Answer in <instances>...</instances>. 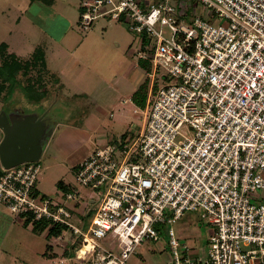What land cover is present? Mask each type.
<instances>
[{"label":"built area","instance_id":"1","mask_svg":"<svg viewBox=\"0 0 264 264\" xmlns=\"http://www.w3.org/2000/svg\"><path fill=\"white\" fill-rule=\"evenodd\" d=\"M196 2L203 16L172 0L80 2V32L102 17L124 21L155 41L151 57L140 44L136 58L149 61L153 84L159 70L165 79L149 94L135 137L96 148L79 164L77 183L100 198L85 232L70 222L75 188L63 199L41 195L37 161L0 171V208L31 226L45 223L46 235L62 228L55 241L66 231L78 236V262L129 264L143 243L161 241L164 226L169 264H264V201L257 198L264 191V0ZM185 212L212 227L195 257L169 228Z\"/></svg>","mask_w":264,"mask_h":264},{"label":"rangeland","instance_id":"2","mask_svg":"<svg viewBox=\"0 0 264 264\" xmlns=\"http://www.w3.org/2000/svg\"><path fill=\"white\" fill-rule=\"evenodd\" d=\"M20 1L25 2V0H0V45L7 44L9 49L18 55V57L23 56L24 58L27 55L26 51L30 53L35 47L34 42L38 44L42 42L41 46L43 47V51L45 52L46 49H48L46 55L50 60L56 59L53 69L55 71L58 69L65 71L68 75L67 78H70L69 80L73 84L77 82L78 88H82V83L87 86L88 82L90 84L94 82V79L86 73L87 71L83 64L87 67H92L90 69H94V72L102 74L104 78H107L108 84L113 83L116 77H121L126 74L127 71L121 68L124 62L128 63V65H130V70H132L129 74L130 77H128L130 78L129 87L118 85V94H114L110 101L100 99L101 96L95 93H93L94 96L88 93L85 95L86 90L83 91V89L78 92L71 87V90L68 88L70 93L64 92V89V95L62 96H65L68 100L57 101V107L55 106L53 110L50 111L51 114L56 113L57 115L54 118V120L57 121V127L53 129V135L50 138L47 137L48 134L45 133L40 141L42 154L37 162L40 166L37 185L44 194L54 199H63L64 193L69 192L71 188H75L78 191L77 208L73 210V205L69 206L72 213L70 222L77 226L82 232H85L90 225L100 198H97L95 193L93 194L94 190L90 187H82L77 183L75 172L83 159L96 148H104L116 144L120 136L125 142L129 139L128 137H135V134L142 127L141 116L134 115L130 107L117 108L115 104L113 106V102H108L119 101V99L125 97L127 93L133 92V89L136 88L140 82L146 80H143L141 76L139 78L138 70H133V63L131 60H135L133 56L130 57L128 53L133 50H140V44H143V52L147 57H151L155 41L149 40L142 34L136 35L131 33L125 22L114 23L107 17H102L99 18L101 20L98 22L100 24L106 23V27L100 24L97 27L98 22L96 21L99 20L97 19L88 29L89 32H94V43L93 41H88L78 46L79 40L75 35L81 38L89 34V32H80L78 25L70 29L71 33L67 36L71 41V44H67L69 47L67 51H69L70 54H64L62 44L50 41L49 34L59 39L62 36L60 34L63 31V27H61L62 25L58 26L55 31L47 27L49 20L45 19V17H47L46 14H49L48 10H42V7L38 8V6L34 4L30 8L31 10L28 11L29 19H21L20 24L17 26L14 24L13 18L15 14L10 10L13 8V3H19ZM29 1L30 0H27V3H29ZM136 1L142 7H148L159 0ZM172 1L174 4H178V6L180 2H183L184 5H186L185 11L189 16L197 13L200 16L205 14L204 8H201L196 0ZM73 15L75 17V14ZM55 23L59 24V20L54 19L52 24L54 25ZM213 23L214 25H219L223 22H219L215 19ZM100 26L105 30L101 31ZM101 32H103V34ZM25 35L26 38L24 39L23 36ZM56 36L60 37L57 38ZM95 36H103L105 43ZM165 36H169L167 29H165ZM123 41L125 44H121V47L115 45V42L122 43ZM146 46L149 47V51H145ZM120 70L122 72H120ZM111 73L113 75H111ZM37 75V73L33 72L29 76L36 78ZM41 75L42 78L46 77L45 79L56 78L48 74V72ZM83 75L85 76V80L80 82ZM162 77L163 73L159 70L155 82L156 89L163 86V81H165V79ZM20 79H22L21 76L19 80ZM126 79H124V81ZM136 80H138V82H136L137 86L134 84ZM22 82L23 84H27L24 80H22ZM47 85L48 91L52 96V94H54L55 85L53 81L51 85ZM102 85L103 84L99 83L95 86L99 88ZM26 88L28 89L27 86L23 85L13 86L11 87V89L14 90L12 93H3L0 97V112L4 110L2 112L5 116L12 115L13 112L11 110L17 107L19 101L22 99V94H25ZM88 88V86L85 87V89ZM90 97L94 99L99 107L96 106L95 103L94 105L90 103ZM76 105H79L82 109L77 108ZM80 111L85 113L82 115L77 114ZM109 111L112 112L111 116L108 113ZM37 114H39V112H37ZM77 116L81 117L77 118ZM47 124H49V122H46V125ZM183 132L188 136L192 135V132L189 131L187 127L183 129ZM89 197H92L94 203H87ZM257 198L264 201V191H260ZM2 211L9 215L8 211L5 209H2ZM13 221L5 239L2 241L0 264H51L49 251L55 245L59 248V252H61L63 246H65L70 252H66V254L71 257L75 256L79 237L77 236L73 239L70 231H66L63 234V241L55 242L52 237H47L45 232L36 233L31 230V225L25 227L24 223L15 218V216H13ZM169 228H172L179 241L187 243L191 249V257L198 255L199 247L205 245L207 237L212 231V227L208 226L200 218L198 212H185L180 219L171 223ZM160 229H162L161 241L157 243L151 241L143 243V245L138 247L135 253L131 255L128 260L129 264H169L170 252L167 246L169 239L167 227L160 226ZM72 239L74 243L70 246L69 240ZM108 242V240L104 239L100 241V244L106 246ZM80 263L85 264L73 258L70 261L67 260L63 264Z\"/></svg>","mask_w":264,"mask_h":264},{"label":"crops","instance_id":"3","mask_svg":"<svg viewBox=\"0 0 264 264\" xmlns=\"http://www.w3.org/2000/svg\"><path fill=\"white\" fill-rule=\"evenodd\" d=\"M80 1L81 0H30L29 3H27V0H25V2L23 1H20L19 3H13V8L10 10L11 12H14L15 16L13 18V21H14V24L17 26L20 24V21L21 19H29V16H28V11H30L31 9V6L32 5H36L38 6V8L42 7V10H48V13L49 14H46L47 17H45V19L49 20V23L47 24V27L50 28L51 30H56L58 26H61L63 27V31L61 32L60 35H62L61 37L60 36H56L57 38L59 39H56L55 37H53L52 35L49 34L50 36V41L51 42H56V43H60L62 44V48L64 49L63 53L67 54L70 52L67 51L69 50L67 44L70 43L71 44V41L70 39H68L67 36H69L68 34L71 33V30L72 28H75V26H77V23H78V19H79V11H80ZM40 14V13H38ZM75 14V17L74 15ZM20 15V16H19ZM55 17V18H54ZM54 19H58L59 20V24L58 23H55L54 25L52 24V21ZM101 19L97 20L96 22L100 21ZM124 22V21H122ZM120 22V23H122ZM99 22L97 24V27L99 26ZM108 24V23H107ZM104 27H106V23L104 24H100ZM21 26H24V25H21ZM102 26H100V30L103 31L105 29H102ZM59 29V28H58ZM107 29V28H106ZM89 32V31H88ZM103 34V32H101ZM105 33V32H104ZM77 38H78V46H81L82 44H85L86 42H92L94 43V32H89V34H87L86 36H83V37H79L77 35H75ZM95 37H98L101 41H103V43H105L104 41V38L103 36H95ZM23 38L25 39L26 38V35L23 36ZM50 42V43H51ZM34 48L29 52L26 51V56L23 58V56L21 57H18V55H16L14 52H12L10 49H9V46L7 44H5L7 46V52L8 54H13L15 55L18 59L20 60H28L32 55L33 53H35L36 49L38 48H41L42 49V52H43V55H44V61H45V69H46V72H48V74L56 77L55 79H45L46 77H44V83H43V87H42V92H43V97L39 100H35L34 98L33 99H30L28 97V95L26 94H22L21 96V101H19V104L17 105L16 108L12 109L11 111L13 112L12 115L10 116H7L8 118H12L14 121L18 120V121H23L25 122V125L29 126L30 124L33 125L34 122H37L38 119H41V121H43V130L40 132V137L38 138V143H40V141L42 140L41 138L44 137V134H48L47 137H51L53 135V129H56V120H54V118L57 116L56 113H53L51 114L50 111L53 110V108L57 105H56V102L57 101H60V100H68V98H66L65 96H62L64 95L63 93V90L64 92H68L70 93V88H74L76 89L78 92L79 91H85V95L88 93V94H98L100 97V99H104L105 101H110L112 99V96L114 94H118V85L121 86H126L127 88L129 87L130 85V77L129 74L132 70H130V65H128V63H123L122 65V69H125L127 72L125 75H122L121 77H116L115 78V81L111 84H108V80H106L107 78H104V76L98 72H94V69H90L92 67H87L86 65L83 64L84 68L86 69V73L94 79V82H92V84H90L88 82V89H85V87H87L86 85H84V83H82V88H78L77 86V82H75L74 84L69 80L70 78H67V74L65 71H63L62 69H58L57 71H55L53 69L54 67V64L56 63L55 62V58L54 59H51L46 55L47 53V50L44 52L43 51V47L41 46V43H36L34 42ZM124 41L122 43H117L115 42V45L117 47H121V44H123ZM125 44V43H124ZM125 46V45H124ZM133 50L132 52L130 51L128 53V55L130 57L133 56V59L135 61H132L131 62L133 63V70H138L137 72H139V78L141 76V78L146 79L144 80L143 82H140L139 85L137 86V83L138 80L135 81L134 84H136V88L133 89V92L131 93H127V95L125 97H122L121 99H119V101H111V102H108V103H112L113 106L115 104V107L117 106V108H126V107H130L132 109V112L134 113V115L136 116H141V121H142V126H143V115H142V112L143 110L146 108L147 104H148V100H149V94L150 93H153V90H154V87H155V84H153V80L150 78L149 76V72H150V63L149 61H146V60H140V59H137L136 56H137V53H138V50ZM106 53V52H105ZM49 59V60H48ZM116 60H118L117 58H114ZM79 62V60H78ZM81 63V62H80ZM124 67V68H123ZM132 69V68H131ZM120 72H122L120 70ZM111 75H113L111 73ZM83 78L80 80V82H83L85 80V76L83 75L82 76ZM127 78V79H126ZM157 78V77H156ZM124 79H126L124 81ZM55 80V81H54ZM53 81V84L55 85L54 87V94H50V92L48 91V85L47 84H50L51 85V82ZM56 83V84H55ZM99 83L103 84L102 86H100L99 88L96 87L95 85H98ZM135 86V85H134ZM144 88V91L145 93H141L139 98V103L134 101L132 99L133 95L140 89V88ZM70 90H69V89ZM21 95V94H20ZM142 95V96H141ZM94 96V94H93ZM145 97V104L143 107H141V98L143 99ZM89 101L92 105H94V103L96 104V106L99 107V105L94 101V99L92 97L89 98ZM117 102V103H116ZM79 104V103H78ZM77 108H80L82 109L79 105H76ZM14 110V111H13ZM4 110H1L0 114H2ZM41 111V112H40ZM136 111V112H135ZM37 112H39V114H37ZM44 113V114H43ZM83 111H80L79 113L77 114H80L82 115ZM109 115L111 116L112 112L109 111L108 112ZM4 114V113H3ZM36 119H35V118ZM81 116H77V118H80ZM31 119L33 118V122H29L28 119ZM88 119V118H87ZM46 122H49V124L46 125ZM142 128V127H141ZM140 128V129H141ZM46 137V138H47ZM2 138H3V131L2 129H0V142L2 141ZM130 138V137H128ZM123 140V138L120 136L118 138V140ZM127 140H131V139H127ZM42 154V148H41V151H40V154H39V158ZM90 155V154H89ZM38 158V160H39ZM37 160V162H38ZM2 169V166L0 164V171ZM40 174V173H39ZM38 180H37V183H36V188H37V191L40 192L42 195L44 196H48L46 194H44L38 187ZM40 190V191H39ZM3 208H0V249H1V246H2V241L5 239L6 237V234L7 232L9 231V229L11 228V225L12 223L14 222L13 221V216L11 214H6L5 212L2 211ZM32 230V229H31ZM34 233V232H33ZM46 235V233H45ZM47 236V235H46ZM55 241V240H54ZM56 242V241H55ZM63 246V245H62ZM70 246H72L70 244ZM59 248L55 246H53V248L49 251V258H50V261H51V264H63L65 263L67 260H71L73 259L74 257H71L70 255L68 256L66 254L67 253H70L69 250L63 246V249L61 250V252H59L58 250ZM66 254V255H65ZM56 261H59V262H56Z\"/></svg>","mask_w":264,"mask_h":264},{"label":"trees","instance_id":"4","mask_svg":"<svg viewBox=\"0 0 264 264\" xmlns=\"http://www.w3.org/2000/svg\"><path fill=\"white\" fill-rule=\"evenodd\" d=\"M80 12L81 9L79 14ZM33 72L38 74L36 78L29 76ZM45 72V61L41 48L36 49L35 53H33V55L28 60H20L15 55L8 54L7 46L5 44L0 45V97L3 93H12L14 90L11 89V87L23 85L28 87V89L26 88L25 92L30 99H41L43 97V92L41 90L44 83V77L42 78L41 74ZM20 76L22 79L19 80ZM22 80L27 82V84H23ZM157 89L155 88L153 93H156ZM143 92L145 93L142 86V88H140L133 95L132 99L139 103V96ZM140 103L142 104L141 107H143L145 104V97L143 99L141 98ZM28 225L29 221H26L24 226L27 227ZM31 229L36 233H42L46 229V224L42 222L35 223ZM61 231L62 228L60 227L49 229L47 237H56L61 233Z\"/></svg>","mask_w":264,"mask_h":264},{"label":"water","instance_id":"5","mask_svg":"<svg viewBox=\"0 0 264 264\" xmlns=\"http://www.w3.org/2000/svg\"><path fill=\"white\" fill-rule=\"evenodd\" d=\"M28 121L33 122L34 120L29 118ZM42 123L43 121L38 119L33 125L27 126L23 121H14L5 114H0V127L3 131V138L0 142V164L2 168H10L38 160L41 151L38 138L44 127Z\"/></svg>","mask_w":264,"mask_h":264}]
</instances>
